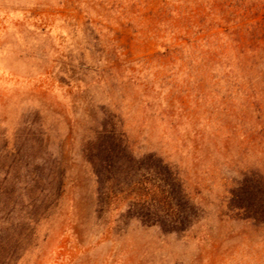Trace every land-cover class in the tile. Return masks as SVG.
Segmentation results:
<instances>
[{
	"label": "rangeland",
	"instance_id": "rangeland-1",
	"mask_svg": "<svg viewBox=\"0 0 264 264\" xmlns=\"http://www.w3.org/2000/svg\"><path fill=\"white\" fill-rule=\"evenodd\" d=\"M111 133L164 161L155 201L186 228L97 203L84 154ZM244 183L264 185V0H0V264H264Z\"/></svg>",
	"mask_w": 264,
	"mask_h": 264
},
{
	"label": "trees",
	"instance_id": "trees-1",
	"mask_svg": "<svg viewBox=\"0 0 264 264\" xmlns=\"http://www.w3.org/2000/svg\"><path fill=\"white\" fill-rule=\"evenodd\" d=\"M92 143L94 148L87 149V151L85 149L84 157L89 163L94 177L97 203L109 196L113 200L125 201L127 215L139 219L145 225H159L165 231H178L186 228L188 223L185 222V219L167 221L165 218L170 213H168L169 209L165 205L166 203L162 205L161 200L155 201L157 197L161 198L166 192L161 181V174L168 168L160 157L148 154L140 159L135 158L129 146L114 133L106 136L99 135ZM143 168L158 179L157 183H146L145 189L142 187V183L131 180V172L135 173V170ZM55 178L58 179V187H61L64 178L61 169ZM262 183L260 189L257 190L251 189L245 183L240 185L232 192V202L233 206L239 210L251 211L252 215L247 217L256 218L264 224V185ZM46 208H42L40 216L39 213L34 216L36 218L37 216L38 218L43 217V211L47 210ZM159 218H163V220L159 221L161 220ZM33 222H36V219Z\"/></svg>",
	"mask_w": 264,
	"mask_h": 264
}]
</instances>
